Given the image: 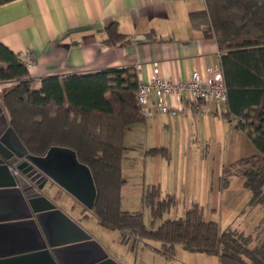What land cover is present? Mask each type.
Wrapping results in <instances>:
<instances>
[{
    "label": "trees",
    "instance_id": "1",
    "mask_svg": "<svg viewBox=\"0 0 264 264\" xmlns=\"http://www.w3.org/2000/svg\"><path fill=\"white\" fill-rule=\"evenodd\" d=\"M14 0H0V6ZM221 67L227 88L224 117L235 122L257 149L256 154L225 166L224 186L234 177L244 178L252 197L249 209L264 207V0H206ZM129 39L109 28V40ZM110 41V43H111ZM13 81L3 90L1 107L29 153L44 156L51 147L73 150L87 166L97 190L92 215L99 224L122 233V243L135 251L144 241L167 260L176 258V246L219 257L220 264H264V220L253 236L221 232L220 224L208 221L199 204L192 205L180 219H164L176 208L174 195H162L150 187L144 196L151 212L147 228L143 214L122 209V169L127 148L126 129L143 123L139 101V80L129 69H110L91 75L50 76L40 90L33 87L27 66L0 44V82ZM149 156H169L154 147ZM147 246V245H145Z\"/></svg>",
    "mask_w": 264,
    "mask_h": 264
},
{
    "label": "crops",
    "instance_id": "2",
    "mask_svg": "<svg viewBox=\"0 0 264 264\" xmlns=\"http://www.w3.org/2000/svg\"><path fill=\"white\" fill-rule=\"evenodd\" d=\"M113 26L129 39L125 44H121L120 39L109 40V28ZM0 44L32 60L33 66L28 71L36 90H40L42 81L50 76L91 75L110 69H129L147 82L156 64L161 76L175 83L189 80L194 72L208 81V70L222 69L206 0H14L0 6ZM171 106L177 109L155 110L152 118L131 125L125 131L127 151L121 199H127L130 204L135 201L139 208L131 209L122 204L125 211L143 214L135 210L146 207L144 196L150 187H160L163 196L175 197L182 187L187 188L189 182L175 171L195 157V152L199 155L195 148L200 127L236 148L232 151L235 161L258 153L249 137L236 129L235 122L223 116L226 105L204 102L194 107L187 103L181 105L174 99ZM3 112L7 115L4 109ZM154 147L171 150L172 174L168 184H156L158 181H147L143 170L142 190L138 196L129 188L130 173L134 161L139 157L147 159V151ZM53 184L56 187L57 184ZM57 186L58 190L47 189V195L57 209L81 226L82 219L74 218L73 213L59 203L67 195L83 214L90 210ZM194 204L197 203L190 205ZM190 205L184 206V212ZM179 207L177 205V211Z\"/></svg>",
    "mask_w": 264,
    "mask_h": 264
},
{
    "label": "water",
    "instance_id": "3",
    "mask_svg": "<svg viewBox=\"0 0 264 264\" xmlns=\"http://www.w3.org/2000/svg\"><path fill=\"white\" fill-rule=\"evenodd\" d=\"M38 170L93 210L94 179L76 153L54 146L44 156L31 155L0 107V264H118L40 192L47 181L39 191L31 186Z\"/></svg>",
    "mask_w": 264,
    "mask_h": 264
},
{
    "label": "rangeland",
    "instance_id": "4",
    "mask_svg": "<svg viewBox=\"0 0 264 264\" xmlns=\"http://www.w3.org/2000/svg\"><path fill=\"white\" fill-rule=\"evenodd\" d=\"M13 85H15L13 81L0 82V100L3 90L9 89ZM178 132H180V128H178ZM198 135L195 151L199 150V155L197 156V152H195V157L175 171L176 175L185 177V180L189 182L187 188L182 187L179 194L176 195L180 207L177 204L178 211L177 208L172 209L165 214L164 219L184 217V206L195 202L203 207L206 220L220 224L221 232L232 231L249 237L253 236L257 225L264 220V207H258L252 211L249 209L248 204L252 193L244 188V178H232L229 187H225L223 181L224 167L235 162L232 151H235L236 148L224 143L226 139L217 135L213 136L209 130H204L201 127ZM170 147L172 149V146ZM162 148L168 150L169 156H148L147 159L139 157L134 161L133 170L130 173L132 183L129 188H132L138 196L142 190L143 180L140 175L143 170L146 171L147 181L168 184L172 174L173 154L167 147ZM58 188L56 185V187H52V190H58ZM163 190L165 191V189ZM136 203L134 201L130 204L127 199L122 201L123 207L139 209ZM59 204L64 205L63 207L68 209L70 214L72 212L74 218L82 219L83 229L103 245L109 256L113 257L112 259L118 264H220L218 256L190 252L181 245L176 246L175 260H167L154 251V248L160 246L158 242L154 241H144L135 251H131L127 245L122 243V235L119 231L109 230L99 224L98 219L90 211L83 214V210L79 209L73 201L71 202L67 195L63 196ZM67 204L69 208H67ZM191 207L190 205L189 208L191 209ZM135 211L143 212L144 223L147 228H150L152 218L148 208L143 207L142 210Z\"/></svg>",
    "mask_w": 264,
    "mask_h": 264
},
{
    "label": "built area",
    "instance_id": "5",
    "mask_svg": "<svg viewBox=\"0 0 264 264\" xmlns=\"http://www.w3.org/2000/svg\"><path fill=\"white\" fill-rule=\"evenodd\" d=\"M19 58L28 69L32 68L33 62L28 56L19 55ZM208 76L209 80L205 81L198 72H194L189 80L175 83L164 79L158 65L155 64L147 82L138 76V101L143 117L152 118L155 110L167 112L169 109H177L171 106L174 99L181 105L187 103L194 107L204 102L226 105L227 88L223 70L221 68L208 70Z\"/></svg>",
    "mask_w": 264,
    "mask_h": 264
},
{
    "label": "flooded vegetation",
    "instance_id": "6",
    "mask_svg": "<svg viewBox=\"0 0 264 264\" xmlns=\"http://www.w3.org/2000/svg\"><path fill=\"white\" fill-rule=\"evenodd\" d=\"M34 169L37 170L36 167H34ZM16 173H18V172L15 171V174H16ZM38 174H40V175H38ZM45 177H46L45 174L42 173V171L38 170V172H36V173L33 175V177H32V178H34V181L31 182V186H32L36 191H39L38 189H39V187L42 185V183L45 182V181H47L46 184L44 185L43 190H41L40 192H43L47 197H49V196L47 195V193H46V190H47V189H52V187L54 186V184H53L54 181H52L50 178L48 179V178H45ZM60 192H62V190H61ZM62 195H63V193H62L61 195H59V197L61 198ZM49 199H50V198H49ZM50 200H51V199H50ZM59 200H60V199H59ZM57 201H58V200H57ZM57 201H56V202H57Z\"/></svg>",
    "mask_w": 264,
    "mask_h": 264
}]
</instances>
